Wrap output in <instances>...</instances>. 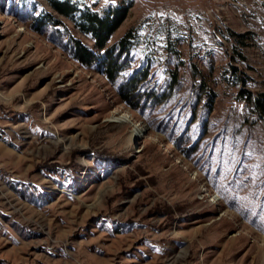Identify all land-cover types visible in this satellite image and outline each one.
<instances>
[{"label": "rangeland", "instance_id": "obj_1", "mask_svg": "<svg viewBox=\"0 0 264 264\" xmlns=\"http://www.w3.org/2000/svg\"><path fill=\"white\" fill-rule=\"evenodd\" d=\"M70 1L132 4L108 47L135 27L132 66L155 61L130 105L37 31L32 9L93 45L49 0H0V264H264V122L239 95L264 92V0Z\"/></svg>", "mask_w": 264, "mask_h": 264}, {"label": "trees", "instance_id": "obj_2", "mask_svg": "<svg viewBox=\"0 0 264 264\" xmlns=\"http://www.w3.org/2000/svg\"><path fill=\"white\" fill-rule=\"evenodd\" d=\"M49 3L56 13L73 22L81 34L89 37L93 45L90 46L77 38L53 14L44 10L37 13V9H32L29 10L28 15L37 31H48L74 59L84 66L99 68L112 83L123 78L119 86L121 97L130 105L139 103L142 95L140 87L148 80L155 59L146 55L137 67L132 66L135 51L142 44L135 27L127 31L117 43L108 47L114 33L126 19L132 4H112L98 11L90 5H82L70 0H49ZM24 9L27 10V8ZM232 38L238 43L244 41L243 35L232 34ZM182 41L180 38L169 39L165 46L166 61L175 69L168 71L171 87L178 83V70L182 61L178 47L183 43ZM232 81L234 85L243 86H246L248 82L247 77L238 76L237 73H233ZM152 95V99H157L156 94ZM239 95L253 107V111L264 122V92L255 94L242 89Z\"/></svg>", "mask_w": 264, "mask_h": 264}, {"label": "bare ground", "instance_id": "obj_3", "mask_svg": "<svg viewBox=\"0 0 264 264\" xmlns=\"http://www.w3.org/2000/svg\"><path fill=\"white\" fill-rule=\"evenodd\" d=\"M112 122H117V123H119V122H124V120H121V119H118V118H116L114 121H112Z\"/></svg>", "mask_w": 264, "mask_h": 264}, {"label": "snow or ice", "instance_id": "obj_4", "mask_svg": "<svg viewBox=\"0 0 264 264\" xmlns=\"http://www.w3.org/2000/svg\"><path fill=\"white\" fill-rule=\"evenodd\" d=\"M247 155H251V153H247Z\"/></svg>", "mask_w": 264, "mask_h": 264}]
</instances>
